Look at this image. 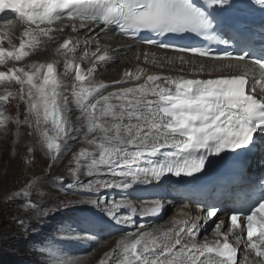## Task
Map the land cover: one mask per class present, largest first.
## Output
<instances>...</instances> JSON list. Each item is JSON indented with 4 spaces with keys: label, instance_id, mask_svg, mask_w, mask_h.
Returning a JSON list of instances; mask_svg holds the SVG:
<instances>
[{
    "label": "snow or ice",
    "instance_id": "1",
    "mask_svg": "<svg viewBox=\"0 0 264 264\" xmlns=\"http://www.w3.org/2000/svg\"><path fill=\"white\" fill-rule=\"evenodd\" d=\"M255 3L264 11V0ZM238 7L233 0H0V13L4 14L0 19L11 23L8 17L14 14L24 25L18 46L5 48L0 37V64L23 61L33 52L42 51L40 45L53 40V26L63 19L80 21L79 28L72 24L73 33L84 29L96 34L95 50L84 45L79 55L82 61L90 59L87 69L76 63L80 41L70 36L58 44L52 60L0 71V83L15 82L19 86L26 115L12 122L27 126L28 135L38 137L37 144L52 161L50 168L71 150L70 140L83 144L72 153L66 168L72 177L69 188L90 193L117 189L122 193L119 200L89 197L42 208L31 196H44L45 176L27 181L8 200L24 198L23 208L36 220L61 208L88 206L102 208L116 225L136 227L137 214L159 215L164 207L160 199H145L137 213L136 204L129 198L137 188L160 186L170 177L179 178L177 182L197 179V174L202 176L217 163L211 157L223 160L229 154L258 149L262 153L259 165L264 168V26L257 48L249 32L224 23V13ZM113 28L131 39L142 32L151 37L195 36L203 46H182L151 37L138 42L181 54L158 61L155 54L150 60L145 51V63L163 69L179 60L181 67L176 70L184 72L183 65L190 61L183 54H190L201 60L198 66L191 61L194 76L206 68L209 77L213 72L223 74L186 78L149 74L137 67L135 72L124 71L111 84L97 81L98 66L114 62L108 49L102 51L99 33ZM216 43L231 45L236 51L214 54L209 45ZM60 58L63 72L58 68ZM73 74L69 84L65 78ZM10 98L16 97L6 91L0 95V102L7 103ZM73 106L79 113L75 119ZM9 119L0 107V125ZM34 150L33 145L27 148L28 153ZM82 176L89 179L85 182ZM53 180L62 183L64 177L57 175ZM231 195L237 208L228 217L230 227L226 231L222 230L224 220H214L220 211L216 205H201L199 214L193 216L184 211L189 207L185 204L178 213L182 219L174 217L168 226L152 229L140 224L135 232L122 235L98 264H264V176L256 181L249 179ZM121 209H129L130 214L121 215ZM210 220L215 223V238L200 240ZM17 223L27 230L23 219ZM99 227L102 225L88 215L62 222L56 228L55 242L94 241L97 237L93 230ZM40 255L46 256L44 264H78L60 258L55 249L41 250Z\"/></svg>",
    "mask_w": 264,
    "mask_h": 264
},
{
    "label": "rangeland",
    "instance_id": "2",
    "mask_svg": "<svg viewBox=\"0 0 264 264\" xmlns=\"http://www.w3.org/2000/svg\"><path fill=\"white\" fill-rule=\"evenodd\" d=\"M63 23L66 22L61 21L55 24L54 29L59 31L57 28ZM61 37L62 32H58L57 38ZM86 39L82 35L78 36L79 41ZM12 62L13 60H6L4 64H0V71L7 72L8 68L12 67ZM6 91L12 92L16 98H10L7 103L0 102L4 115L10 118L8 123L0 125V264H44L46 256L40 255V251H45V249V252L55 249L60 258L72 260L76 258L74 261H77L78 264H86L87 260L84 257L87 256L90 257L88 264H98L103 254L113 250L115 248L113 245L119 236L128 230L126 227L109 221L102 208L96 209L88 206L61 208L52 212L48 217L36 220L32 218L33 213L31 211L23 208V204L26 202L24 198L8 200V197L13 192L20 190L27 181L45 176L47 179L44 180L42 188L44 196L41 198L36 193L31 196L32 201H38L42 208H55L61 201L89 197L109 201L118 200L122 193H108L106 191L90 193L79 188H69L68 184L71 180L64 176L62 183L54 181V176L63 175L59 169L69 161L72 153L78 151L83 144L79 140H70L68 143L71 150L65 152L50 168L49 165L52 164V161L46 154V150H41L37 144L38 137L29 136L27 126L20 125L18 127L12 122V119L17 118L23 120L26 115V105L19 100V86L15 82L0 83V95L5 94ZM78 114L73 106V119ZM76 135L82 136V133ZM30 145L35 146L32 153L27 151ZM221 211L220 213H224L223 210ZM125 214L129 213L125 209H121V215ZM83 215L96 219L102 225V227L93 230L97 239L84 242L56 243L55 231L57 226L68 220H77ZM19 219L26 222L27 230L17 223ZM135 221L138 224V220ZM48 242L50 243L48 244ZM42 246L51 247L42 248ZM77 257L79 258L77 259ZM80 257L83 259L81 258V260Z\"/></svg>",
    "mask_w": 264,
    "mask_h": 264
},
{
    "label": "bare ground",
    "instance_id": "3",
    "mask_svg": "<svg viewBox=\"0 0 264 264\" xmlns=\"http://www.w3.org/2000/svg\"><path fill=\"white\" fill-rule=\"evenodd\" d=\"M3 16L4 14L0 15V17H3ZM8 19L11 20V23L6 22L4 19H0V37L3 38L2 46L5 48H10V45H16V46L19 45L20 39L22 38V35H23V28H24V25L15 18L14 14H11V16L8 17ZM72 24L73 23H69V22L61 24L59 28H57L59 31H56V28H55V31L51 34L53 36V40L47 41L46 43H42L40 45V48L43 49L42 51L33 52L28 57H26L23 61H19V62L13 61L11 63L12 67H19V66H23L26 63H32V62L39 63V62L50 61L54 58L55 48L58 46L59 43L63 42V39L69 38L70 36L78 39V36L82 35L83 37H86L87 39L85 41H80V47L77 50L78 55L76 57V63H80L83 68L87 69V67L90 66V59L82 61L79 59V55L83 53L84 45H88L93 51L95 50V45L97 43V40L95 38L96 34L89 33L84 29H81L77 33H73L71 31ZM75 24L79 28V24L78 23H75ZM58 32L59 33L62 32L61 38H57ZM88 38H90L91 40ZM43 39L46 40V38H43ZM109 41H111L112 43H110ZM99 43L101 45L102 51L105 48L109 50V55L113 57L114 62L100 64L98 66L99 71L95 73V79L97 81L102 80L108 84H111V82L114 80H119L122 76V73L126 70H131L135 72L137 67L144 68L146 70V73H149V74L163 73V74H171L174 76L184 75L186 78H214L216 75L223 74V73L213 72L212 77H209L208 69L206 68L204 73L198 76H194V74L191 71V69L194 67L191 61L194 60L196 62V66H198L201 60L200 58L192 57L189 54H183L185 58L190 61L188 65H183L184 72H178L176 70L177 68L181 67L179 60H176L174 65L166 66L163 69L159 68L158 66L154 64L145 63L143 59V53L145 51L149 53L150 60L152 59L151 54H155V57L158 61L162 60V58L164 57L174 58L181 54L174 53L167 49H160L154 46H146V45L139 44L135 42L134 40H131L128 37H125L119 34L114 28L111 30H106L103 33H99ZM129 46H130V50H129ZM138 56L140 57L139 59H137ZM89 57H90V53H89ZM205 63H211V62H205ZM58 68L60 69L61 72H63L64 63H63L62 58H60V63L58 65ZM65 79L70 84L72 80L74 79V74L72 76L66 77ZM108 90L111 91L112 88L109 87ZM261 154H262L261 150L258 149L255 155L253 156L249 164V167L247 169L249 173L255 172V171L260 172L264 170V168H262L259 165V159H260ZM68 162L69 161H67L66 164L63 165L59 170L63 174L64 177H67L68 179L72 181L71 175L69 174L68 171H66V168L69 166ZM81 179L86 182L87 179L89 178L82 176ZM178 179L179 178H173V179L169 178L165 181V183L161 184L160 186H155V185L146 186V187L137 188L131 191L129 194V198L132 199L133 202L136 204L137 213L139 212L140 203L145 199H149V200L150 199H160L163 201L164 207L159 215L140 217L137 214L134 217L135 220L136 219L138 220V224H136V227H129L127 225H121V227H126V229H128L127 232L129 231L135 232L136 228L140 224H144L148 229L156 228L161 225L168 226L169 222L174 217L177 219L183 218V217H180L178 213L182 209V206L185 204H187L189 207L187 209H184V211H188L193 216L198 215L199 213L197 212V208L201 205L205 206V204L208 201L214 202L215 205L220 206L222 209L228 206L227 203H225L226 202L225 198L223 197L225 195L224 194L225 192H214L211 194V196L209 197L207 201H199L190 196V193H189L190 191H186L188 188L187 178L185 179L183 178V180H179V182H177ZM104 191L108 193L117 192L121 194V191L117 189H109V190H104ZM226 192L229 193L228 195H230L232 191L228 190ZM125 211H127L130 214L129 209H125ZM214 220L216 222H219L220 220L225 221V227L222 230L226 231L227 227H230V222L228 221L225 212L224 213L218 212ZM214 228H215V223L212 220L208 221V223L203 227L201 235L199 236V239L204 240L205 237H207V239L209 240L214 239L215 238ZM126 233H123L121 235L119 234L120 236L118 239H120L121 236ZM245 239H246V236H245ZM49 243L50 242H48V244ZM113 246L115 247V245ZM240 247H243V246L241 245ZM56 254H57V251H56ZM78 258L79 257H77V259ZM81 258L82 257H80V259ZM74 259L76 258H73V260ZM84 259L87 260L86 264H88L90 257L87 256V257H84Z\"/></svg>",
    "mask_w": 264,
    "mask_h": 264
}]
</instances>
